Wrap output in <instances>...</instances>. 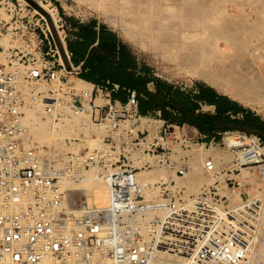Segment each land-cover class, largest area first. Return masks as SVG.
<instances>
[{
	"label": "built area",
	"instance_id": "2783aa9c",
	"mask_svg": "<svg viewBox=\"0 0 264 264\" xmlns=\"http://www.w3.org/2000/svg\"><path fill=\"white\" fill-rule=\"evenodd\" d=\"M1 9L0 39L9 36L15 45L6 51L0 43V264H169L163 250L179 248L192 231L193 217L183 211L192 150L222 142L206 140L193 125L168 122L161 110L141 115L135 91L122 102L113 98L119 84L88 81L64 49L61 19L53 26L55 38L47 17L31 3L0 0ZM38 100L50 130L89 116L101 136L92 134L93 146L83 131L67 136L62 156L33 143L24 119ZM238 137L240 145L226 147L234 154L243 151L244 160L226 167L218 159L219 169L214 156L203 160L205 173L214 178L200 188V196L212 204V221L187 264H248L259 243L264 142L240 131ZM92 168L107 189L104 205L72 186ZM243 168L262 184L245 190L252 183L231 176ZM151 171L166 172L170 180L141 179L142 172ZM222 173L227 194L220 193ZM236 192L240 202H232Z\"/></svg>",
	"mask_w": 264,
	"mask_h": 264
},
{
	"label": "bare ground",
	"instance_id": "6f19581e",
	"mask_svg": "<svg viewBox=\"0 0 264 264\" xmlns=\"http://www.w3.org/2000/svg\"><path fill=\"white\" fill-rule=\"evenodd\" d=\"M32 1L37 3L36 9H39V12L45 17H47L46 13L52 25L57 28L58 12L53 10L49 3H44L41 0ZM80 1L89 2L92 6L111 12L113 14L111 18L121 22L122 28L129 36L139 41L148 50L168 61H172L179 70L197 71L209 78L218 88L230 93L235 99L264 101L263 7L255 8L256 12L244 11L240 8L243 5V0ZM214 1L218 3H214ZM227 1L234 2L238 7V11H229L226 6ZM26 2L30 3L29 0ZM8 12L6 11L9 15ZM254 15L256 18L253 17ZM239 19L243 21H239ZM6 41L12 43L9 36L0 39L2 45L3 43L7 45ZM11 47L13 46L11 45ZM11 47L5 50L8 51ZM52 66L54 67V65ZM43 88L45 89V87ZM37 107L36 104L27 109L29 119H26L25 123L31 128L29 139L37 138L39 140L37 142L41 146L42 143H45L42 138L46 134L50 136L49 140L51 141L55 138L57 131L49 129V123L43 118V112L39 116L36 114ZM78 117H73V121H69L65 126L68 132L67 135H71L76 131ZM85 117L82 118L81 116L80 120ZM241 143L238 131L225 138V144L228 147L240 145ZM244 143H248V140H244ZM47 144L57 147L55 142ZM192 153L194 157L193 168L187 176V193L197 192L198 195L187 197L188 201L183 206V211L193 217L192 231L188 233L184 244L179 248L163 250V256L171 259L169 264H187L212 221L208 207L212 204L200 196V187L207 184L209 179L214 182V178L205 175L203 170L205 155L212 153L203 146L194 148ZM232 155L213 154L217 159V168H221L218 159L223 158L224 163H229L233 157L244 160L243 151H238L236 154L232 153ZM162 177L170 180L169 175L165 176L163 171L141 173L142 180H158ZM223 178V175H220L221 183ZM174 179L179 184L185 182L179 176H174ZM72 186L84 189L88 198H94L99 204L104 205L107 203V189L93 168L85 173L78 186L75 184H72ZM224 186L226 187L225 183ZM235 196H237L236 200H241L239 193H236ZM261 235L263 240L258 243L259 250L255 249L250 255L248 264H255L252 257L257 256L258 258L259 252L264 248V224Z\"/></svg>",
	"mask_w": 264,
	"mask_h": 264
},
{
	"label": "trees",
	"instance_id": "16d2710c",
	"mask_svg": "<svg viewBox=\"0 0 264 264\" xmlns=\"http://www.w3.org/2000/svg\"><path fill=\"white\" fill-rule=\"evenodd\" d=\"M78 21L72 20L71 26L78 25ZM100 28L102 36V30L106 26L102 24ZM101 43L102 39L88 61L97 72L100 65L106 66L103 59L108 56L107 52L101 49ZM67 44L73 63L78 65L80 62L76 55V43L68 37ZM109 46L111 45H107ZM119 54L118 62L108 69L107 74L94 82L109 84V87L119 84L120 88L113 92V98L115 92L127 95L128 91H135L141 115L156 116L157 111L161 110V116L165 120L178 125H193L206 136V140L215 139L219 142L225 132L240 131L257 135L264 142V117L255 110L243 106L205 83L186 87L157 77L147 63L137 61L124 43L119 47ZM82 73L85 76L84 69ZM149 83H154V91L149 89ZM204 106H214L215 109L213 112L205 111Z\"/></svg>",
	"mask_w": 264,
	"mask_h": 264
},
{
	"label": "rangeland",
	"instance_id": "374dc122",
	"mask_svg": "<svg viewBox=\"0 0 264 264\" xmlns=\"http://www.w3.org/2000/svg\"><path fill=\"white\" fill-rule=\"evenodd\" d=\"M26 1H28V0H26ZM249 1H251V2H249ZM257 1L258 2L256 3V0H253V2H252V0H243L244 3L241 1L243 5L240 8H242V10H244V11H252V12H256L255 8H257V7H259V8L263 7V9H264V0H257ZM42 2L51 4V8L58 12V17H59L58 19H61V21L59 23L64 25L63 28L67 32L66 41H67L68 37H70V33H72V29H71L72 20H88L91 18L98 19L99 21L106 23L108 26L115 29L119 33L120 37L130 46V48L133 50L135 55L138 57L139 61L147 63L153 69V71L157 77L165 79L171 83L173 82L176 84L184 85L186 87H192L195 83H205L207 85L215 87L219 92L224 93V94L230 96L231 98H233L230 93L218 88L209 78L199 74L197 71H193L190 69L179 70L172 61H168L165 58L161 57L160 55L148 50L146 47L143 46V44H141L139 41H137L133 37L129 36V34H127L124 31V29L122 28L123 26H121V22H118L114 18H111L113 15L111 12L104 11L103 9H100L99 7L92 6L89 2H82L80 0H47V1H42ZM214 3H218V2L214 1ZM253 3H255V4H253ZM246 4H248V5H246ZM226 6H227L229 11L232 10L231 12H237L238 11V7H237V5H235L234 2L232 3L230 1H227ZM37 10L40 11L39 9H37ZM0 11H3V10L1 9ZM106 12H107V14H105ZM108 13H109V15H108ZM2 16H4L7 19V17L9 15L6 12H2ZM225 16H226V14L224 15V17ZM253 17H255V15ZM239 21H243V20L239 19ZM59 23H58V25H59ZM59 33L60 34L62 33V28L59 31ZM6 42H7V45H4V43H3V46L4 47L6 46L5 47L6 50L9 47H11V45L12 46L15 45L14 42H12V43H10L9 41H6ZM63 46L65 49L66 44L63 43ZM263 54H264V52H263ZM43 87L44 86H39L40 89H44ZM151 87H155V86L153 84H151ZM233 99H235V98H233ZM235 100L240 102L244 106L255 110L257 113H259L260 115H262L264 117V101L258 102L257 100H248V101H244V100H240V99H235ZM36 104L38 106L37 110H36V114L39 116L43 112V105H42L41 101L38 100L34 105L32 104L30 107H33ZM208 109H210V108H205V110H208ZM83 117L84 116H82V118ZM80 118H81V116L78 117V123H77V126L80 128H78L76 126V129H75L76 131L73 132L72 134H74L76 136H80L79 132L83 131L87 136V144L89 146H93L96 143V140H95V137L92 136V134L96 133L98 136H101L102 131L101 130L99 131V129L92 124L89 116H86L82 120H80ZM26 119L27 120L29 119L28 111H26L24 122H26ZM70 121H73V119ZM28 129H29V131L31 130V128H29V127H28ZM66 132H67V129L65 127L62 128L61 130L57 131L55 138H53L51 141L49 140L50 136H48L46 134V136L42 138L45 143H42L41 146H43V145L49 146L47 143L55 142L57 147L51 146L54 148V153L56 155H60V154H61V156L64 155V153L67 150L66 137L69 136V135H67L68 132L67 133ZM234 132L228 133L226 135V137L232 136V134H234ZM56 140H57V142H56ZM223 140H224V137L220 141L222 143L217 147L209 148V146H208L207 148L211 151L212 154H207V155H205V157L206 156H213V154H221V155L231 154L232 155V153L228 150V148L224 144ZM31 141L32 142L34 141L33 143H36L39 145V143H38L39 140L37 138L32 139ZM234 159H235V157H233V159L229 163H226L228 165L226 167H233L234 166L233 165ZM221 167H223V166H221ZM164 174H165V176L168 175L166 172H164ZM204 174L211 178V175L208 173H205V171H204ZM222 175H223V177L225 176V174H223V173H222ZM231 176L238 178L241 181H247V182L252 183V185L246 186L245 190H248V191H251L253 188L258 187L259 185L262 184L261 183L262 181H260L258 179L257 174L250 172V170L247 168L245 170H242V172L240 174H238V173L231 174ZM164 178L166 179V177H164ZM211 182L213 183V180L209 179V182H207V184H211ZM79 183H80V181L77 183H74V184L76 186H78ZM223 186H224V181H222V183H221L220 193L221 194L229 193L228 189L225 186L224 187ZM236 193H239V192H236ZM236 193L233 194V196H232V202H240L241 201V200H236V198H237V196H235ZM192 194L194 196L198 195L197 192H192V193L188 194L187 190H186L185 196H186V198L187 197L189 198V196L191 197ZM262 240H263V236L261 235L259 242H261ZM256 250H259L258 245L256 247ZM254 255H255V253H254ZM258 256H259L258 258H257V256L252 257L253 262H255V264H264V248L259 252Z\"/></svg>",
	"mask_w": 264,
	"mask_h": 264
},
{
	"label": "crops",
	"instance_id": "0c3cea01",
	"mask_svg": "<svg viewBox=\"0 0 264 264\" xmlns=\"http://www.w3.org/2000/svg\"><path fill=\"white\" fill-rule=\"evenodd\" d=\"M78 23L79 24L74 26V27L71 26L72 33H70L69 40L76 43V45H75V47L77 49L76 55H77V58L79 59V62H80L78 65H80L82 67V70L84 69V74H85L84 77H86L88 81H91L97 85H102V84L96 83L94 81L97 78H101L103 75L107 74L108 69L111 68L113 66V64H116L118 62L119 56H120L119 47L122 43H124L128 47L131 54L136 57L137 61L139 63L141 62V61H139L138 57L135 55L133 50L130 48V46L120 37L119 33L115 29H113L112 27L108 26L106 23H103V22H101L95 18H91L88 20H79ZM102 24L105 25L106 28H103L102 36H100V29H101L100 26ZM78 31L80 33H78ZM100 37L102 39L101 49L103 48L105 53L107 52L108 56L103 59L104 63H106V66L100 65L99 66L100 69L97 72L95 70L94 66L89 64L88 61H89L91 55H93L94 51L97 49V46L100 44V40H101ZM109 44L111 46L107 47V45H109ZM66 47H67L68 52L70 53V50L68 49L67 43H66ZM111 52H113V53H111ZM71 60H72V58H71ZM151 84L154 85V83H149L148 84L149 89L154 91L155 87H151ZM114 95H115L116 99H118L122 102H125L127 99L126 93L122 94L119 92H115ZM205 108H210V109L205 110ZM203 109L205 111H212L213 112L215 107L214 106H204Z\"/></svg>",
	"mask_w": 264,
	"mask_h": 264
},
{
	"label": "water",
	"instance_id": "95a60500",
	"mask_svg": "<svg viewBox=\"0 0 264 264\" xmlns=\"http://www.w3.org/2000/svg\"><path fill=\"white\" fill-rule=\"evenodd\" d=\"M30 1V3L34 6V7H36L37 8V3H35L34 1H32V0H29ZM41 11H42V9H41ZM43 13H44V11H43ZM45 15L47 16V19H48V21H49V23H50V25H51V27H52V30H53V34L55 35V38L57 37L56 36V32H55V30H54V27H53V25H52V22L50 21V18H49V16L45 13ZM58 43V45L61 47V49H62V45L60 44V42H57ZM224 94V93H223Z\"/></svg>",
	"mask_w": 264,
	"mask_h": 264
}]
</instances>
